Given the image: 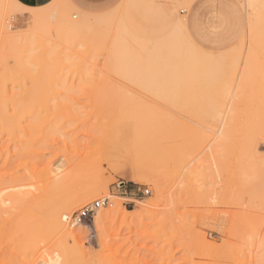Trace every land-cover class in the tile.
<instances>
[{
    "label": "rangeland",
    "instance_id": "obj_1",
    "mask_svg": "<svg viewBox=\"0 0 264 264\" xmlns=\"http://www.w3.org/2000/svg\"><path fill=\"white\" fill-rule=\"evenodd\" d=\"M196 1L116 0L84 11L67 0L38 8L0 0V106L11 113L14 103H29L25 113L52 120L30 128L35 143L20 148L0 131L5 194L27 192V211L39 198L73 197L85 183L93 194L74 205L67 234L36 231L25 258L11 240L1 241L0 264H264V2L254 3L256 13L245 0H230L239 8L232 26L238 36L206 48L187 23ZM81 13L89 24L74 33L64 21ZM203 52L228 59L217 65ZM68 108L81 113V123L60 128L53 120ZM134 149L141 182L133 180ZM136 187L149 194L131 202ZM100 198L109 199L106 208L70 224ZM111 206L120 216L96 221Z\"/></svg>",
    "mask_w": 264,
    "mask_h": 264
},
{
    "label": "bare ground",
    "instance_id": "obj_2",
    "mask_svg": "<svg viewBox=\"0 0 264 264\" xmlns=\"http://www.w3.org/2000/svg\"><path fill=\"white\" fill-rule=\"evenodd\" d=\"M65 1V0H64ZM185 1V0H184ZM186 1H188V3L187 2H183V3H185V5L186 4H189V0H186ZM190 1H192V0H190ZM241 1V0H240ZM246 2V4L244 3V0H243V3L246 5V6H248L249 8H253V10H254V12H255V10H256V13L258 12V10H257V7L256 8H254V3L255 4H257V1L258 2H260V4L262 5L263 3H261V2H264L263 0H245ZM242 2V1H241ZM66 4V3H65ZM243 4V5H244ZM259 4V3H258ZM67 5L68 6H70L69 4H68V2H67ZM184 5V7L186 8L187 6H185ZM244 5V6H245ZM260 5V6H261ZM183 6V5H182ZM189 6V5H188ZM259 6V7H260ZM262 7H263V5H262ZM52 8V7H51ZM71 8V7H70ZM247 8V7H246ZM47 9V8H46ZM73 9V8H72ZM186 9H188V8H186ZM186 9H184V10H186ZM42 10V9H41ZM49 10V9H48ZM74 10V9H73ZM247 10V9H246ZM252 11V10H251ZM253 12V13H254ZM39 13V12H38ZM79 13V12H78ZM82 14V17L80 18V19H76V21L74 20H65L64 21V24H65V26L69 29V30H71V31H73L74 33L75 32H79L80 33V30L83 32L84 31V29L83 28H85V27H87L88 26V24H89V21H88V18H87V20H85L86 19V17H84L86 14H84V16H83V13H81ZM247 15V14H246ZM256 15V14H255ZM36 16V15H35ZM39 16V15H38ZM43 16V15H42ZM103 16V15H102ZM108 16V15H107ZM107 16H106V18H107ZM252 16V15H251ZM259 16V15H258ZM257 16V17H258ZM40 17V16H39ZM38 17V18H39ZM55 17H57V15L55 16ZM59 17V16H58ZM74 18H76V16H73ZM85 19H84V18ZM105 17V16H104ZM262 17V16H261ZM45 18V17H44ZM48 18V16L46 17V19ZM99 18H101V17H99ZM181 18V17H180ZM250 18H252V17H249V19ZM56 19H58V18H56ZM259 19V18H258ZM39 20V19H38ZM48 20V19H47ZM179 20H181V19H179ZM254 20V19H253ZM256 20V19H255ZM101 21H105V19H103V20H101ZM107 21H108V19H107ZM43 22V21H42ZM41 22V23H42ZM48 22V21H47ZM59 22V21H58ZM62 22V21H61ZM181 22V21H180ZM184 22V21H183ZM183 22H182V24H183ZM251 22H253V21H251L250 20V22H249V25H251L250 23ZM262 22H263V20H262ZM261 22V23H262ZM56 23V22H55ZM179 23V22H178ZM255 23V22H254ZM0 24H1V21H0ZM91 24V23H90ZM103 24H106V23H104L103 22ZM253 24V23H252ZM96 24H94V26H95ZM100 24H98L97 26L98 27H100L99 26ZM177 25V24H176ZM255 25H256V23H255ZM263 25V24H262ZM90 26V25H89ZM93 26V25H92ZM91 26V27H92ZM96 26V28H98ZM102 26V25H101ZM179 26L180 27H182V28H184L185 29V26L184 25H182L181 26V23L177 26L178 27V29H180L179 28ZM253 26H254V24H253ZM257 27H258V25H256ZM255 26V27H256ZM260 26V25H259ZM106 27V26H105ZM252 27V26H251ZM254 27V28H255ZM94 28V27H93ZM83 29V30H82ZM88 29V28H87ZM86 29V30H87ZM89 29H91V28H89ZM252 30H255V29H253V28H251ZM251 29H250V31H251ZM88 31V30H87ZM86 31V32H87ZM90 31V30H89ZM100 31H102V29L100 30ZM248 31V30H247ZM250 31H248V32H250ZM256 31V30H255ZM257 31H258V29H257ZM256 31V32H257ZM247 32V33H248ZM260 32V31H259ZM59 33H61L60 31H59ZM255 33V32H254ZM172 34V33H171ZM181 34H182V32H181ZM251 34V32L248 34V35H250ZM257 34H258V32H257ZM257 34H255L256 36H257ZM58 35H60V34H58ZM62 35V34H61ZM107 35V34H106ZM175 35V34H174ZM182 35H184V34H182ZM181 35V36H182ZM260 35V34H259ZM258 35V36H259ZM246 36V35H245ZM256 36H254V38L256 37ZM250 37V36H249ZM183 38H184V36H183ZM254 38H253V41H254ZM171 39H172V37H171ZM174 39V38H173ZM177 39V38H176ZM186 39H187V41H189V45L191 46V44L195 47V48H197V49H200L199 47H197L195 44H193L192 43V41L189 39V37L187 36L186 37ZM257 39H258V37H257ZM183 40H185V39H183ZM178 42V41H177ZM186 42V41H185ZM191 42V43H190ZM241 44H243V43H241ZM177 45V44H176ZM188 45V46H189ZM178 46V45H177ZM189 46V50H190V47ZM192 46V47H193ZM241 46V45H240ZM172 46H170V48H171ZM236 47H238V46H236ZM232 49H234V48H232ZM237 49V48H236ZM242 49V48H241ZM257 49V48H256ZM187 50V49H186ZM202 50V49H201ZM204 51V50H203ZM226 51H228V50H226ZM230 51V50H229ZM233 53H236V50H235V52H234V50H231ZM237 51H239V50H237ZM198 52H200V51H198ZM202 52V51H201ZM190 53V52H189ZM209 52H206V54H208ZM228 53H230V52H228ZM238 53V52H237ZM236 53V54H237ZM241 54H242V51L240 52ZM198 54V53H197ZM202 54V53H201ZM200 54V55H201ZM204 54V55H203ZM203 54L201 55L202 56V59H203V57H205V53L203 52ZM217 54V53H216ZM223 54V55H222ZM221 54V52H220V55H216L215 57H213L215 54H212V57H211V54H209V56L206 58L205 57V60L207 61V59L209 58V59H212L213 61H214V63L215 64H217L218 62H220L221 60H223V59H228L227 58V56L226 55H224L225 54V52H223ZM230 54H232V53H230ZM230 54H227V55H230ZM235 54V55H236ZM186 55H188V54H186ZM194 55V53H192V55L191 56H193ZM189 56V55H188ZM195 56H197V55H195ZM238 56H240V60H241V55H238ZM229 58H232L233 56H228ZM235 57V58H234ZM233 58L234 59H237L236 58V56H234ZM191 58V57H190ZM193 58H194V56H193ZM195 58H198V57H195ZM194 58V59H195ZM196 60V59H195ZM195 60H193V61H195ZM198 60V59H197ZM201 60V59H200ZM204 60V59H203ZM239 60V61H240ZM239 61H237V62H239ZM204 62V61H203ZM208 62V61H207ZM206 62V63H207ZM210 63H211V61H209ZM193 63V62H192ZM197 63V62H196ZM205 63V64H206ZM221 63V62H220ZM224 63V62H223ZM201 64V63H200ZM204 64V65H205ZM209 64V63H208ZM212 64V63H211ZM194 65V64H193ZM202 65V64H201ZM218 65V64H217ZM220 65V64H219ZM223 64H221L220 66H222ZM209 66V65H208ZM215 66V65H214ZM203 68V67H202ZM264 89H262V93H261V102H260V117H259V119L261 118V123L263 124L262 126L264 127V91H263ZM1 103V102H0ZM7 103V102H6ZM21 104H23V103H14L13 105H12V112L11 113H8L7 112V107L4 105V103H3V105L2 106H0V131L1 132H4V133H6V134H8L12 139H16V141L17 142H19L20 144H19V147L18 148H20L21 146H23L22 144H31V143H33L34 142V140L35 139H33V138H31V136H33L32 135V131L30 130V128H32V129H35V128H37V127H41V126H48V125H50L51 124V122H52V120L51 119H49V118H46V117H40V116H37L36 114H34V113H32V109H30L31 111H28V113L29 114H31V115H29L28 113H25V112H27L26 111V109H28L29 108V106H27L28 104H26V103H24V105L26 104V106H24V105H21ZM1 105V104H0ZM30 105V104H29ZM7 106H9L8 105V103H7ZM31 107V106H30ZM32 108V107H31ZM10 109V108H9ZM80 113V112H79ZM76 110H74V109H66V112H65V115L64 116H60V117H57L55 120H53L56 124H58L59 125V127L60 128H63V127H66V125H68V126H70L71 124L73 125V122L74 121H76V122H78L79 120V118H82L80 115H81V113L79 114ZM27 114V115H26ZM27 119H29V120H27ZM84 119V118H83ZM24 120H26L25 122H26V125L25 126H23V121ZM78 120V121H77ZM87 121V120H86ZM260 122V121H259ZM81 122L79 121V124H80ZM84 123V122H83ZM87 123H88V121H87ZM32 124V125H31ZM71 125V126H72ZM85 126V125H84ZM27 128H29V130L27 129ZM36 131V130H35ZM19 135H21L20 137H22V138H20V140H19ZM24 138H26V140H24ZM28 138V139H27ZM35 143V142H34ZM134 153H133V157H135V159H136V161H135V164H136V166H134L135 167V169L134 170H136L135 171V175H133V180L134 181H136V182H141V177H140V171H139V169H140V155H139V152H138V154H137V152L135 151V149H134V151H133ZM135 152H136V155H135ZM83 161H85V160H83ZM86 162V161H85ZM79 163V162H78ZM78 165V164H77ZM98 167V166H97ZM96 171V170H95ZM95 171H93L94 173H95ZM68 173V172H67ZM93 173V174H94ZM64 174H65V172H64ZM64 174H62V175H64ZM73 175H74V173H72ZM77 174H79V173H77ZM76 173H75V175H77ZM62 175L61 176H59V177H62ZM72 175V176H73ZM74 175V176H75ZM67 176H68V178H70L71 176H70V174H67ZM70 176V177H69ZM73 176V177H74ZM93 176V175H92ZM58 177V176H57ZM58 177V178H59ZM72 177V178H73ZM76 177V176H75ZM108 177V176H107ZM22 178V177H21ZM63 178V177H62ZM64 178H67L66 177V175H65V177ZM63 178V179H64ZM89 178L91 179V175L89 176ZM94 178V177H93ZM15 179V178H14ZM14 179L13 180H11L12 182L14 181ZM26 178L25 177H23L22 179H18L16 182H14V184H15V186H19L20 184H23L22 182L25 180ZM87 179H88V177H87ZM95 179V178H94ZM111 179V178H110ZM23 180V181H22ZM86 180V179H85ZM92 181H93V179H92ZM97 181H99L100 182V180H96V185L99 187V185L101 184L102 185V183L100 182H97ZM11 182V183H12ZM58 182V181H57ZM86 181H84V183H85ZM91 182V181H90ZM11 183H9L10 184V186H11ZM94 183V182H93ZM94 183V184H95ZM97 183H99V185L97 184ZM6 184H8L7 182H6ZM13 184V183H12ZM86 184V189L84 190V188H85V186H82L83 187V190H82V188H81V192L79 191V194H77V195H75L74 194V196L73 197H69V198H60V200H58L59 198H56V200H55V198L53 197V199L54 200H52V198L49 196V198H47V199H41V198H39L38 200H35L32 204H31V206H30V208L28 209V211H27V205H29V203L31 202V200H30V198H29V196L27 195V192H22V191H17V192H14L13 193V191H12V193H11V191H10V193H6L5 194V190L7 191V189L9 188L7 185H5V182L3 181V180H0V244H1V241H3V240H6L7 239V241L9 240H11L13 243H14V246L16 247V250H17V248L20 250V249H22L23 251H24V253L26 252V254L24 255V258L26 257V256H28V253L27 252H32V250H33V248H34V245H35V242L37 241L36 239H38L37 237V233H36V231H40V230H42L43 232H45V233H47V232H52V231H54V230H56V231H62L64 234H67V229H66V220H67V218H68V215L70 214V212L72 211V209L74 208V205L76 204V203H83L84 201H87V200H89L90 198H91V195L90 194H92L91 193V189L89 188V191H90V193L87 191V188L89 187V186H87V185H89V183L87 184V183H85ZM97 186L95 187V186H93V187H95V189L94 188H92V191H93V189L95 190L94 191V194L96 195L97 193L96 192H98V190H96V188H97ZM91 187V186H90ZM101 187V186H100ZM100 187H99V190H100ZM59 189V188H58ZM57 189V190H58ZM79 190V189H78ZM61 191V190H60ZM7 192H9V191H7ZM76 192V191H75ZM78 192V191H77ZM60 194V193H59ZM93 195V194H92ZM112 198V197H111ZM6 203H8V205L6 204ZM112 203V202H111ZM116 204V203H115ZM76 206H77V204H76ZM141 209L143 210H145V206L142 204L141 205ZM111 208L112 209H110L109 210V212H108V215H106V216H103V215H98L97 217H96V221H102V222H107V221H109V220H111L112 218H117V217H119L120 216V209L117 207V206H111ZM142 210H141V212H142ZM26 211V212H25ZM13 224V227H7V226H10L9 224ZM68 234H70L71 236H72V232L71 233H68ZM74 236V235H73ZM8 241V243H11V244H13L12 242H9ZM10 244V245H11ZM7 245H9V244H7ZM9 245V246H10ZM36 249V248H35ZM15 250V249H14ZM37 250V249H36ZM17 253H18V251H17ZM35 253H37V252H35ZM19 254H23V253H19ZM31 255V254H30ZM35 254H33V256H34ZM23 257V256H22ZM23 264H30V262L29 261H24L23 262Z\"/></svg>",
    "mask_w": 264,
    "mask_h": 264
},
{
    "label": "crops",
    "instance_id": "obj_3",
    "mask_svg": "<svg viewBox=\"0 0 264 264\" xmlns=\"http://www.w3.org/2000/svg\"><path fill=\"white\" fill-rule=\"evenodd\" d=\"M26 8H38L53 0H16ZM72 6L84 11H99L114 6L116 0H67ZM120 1V0H119ZM109 7V8H110ZM234 8H239L230 0H197L188 16V27L194 40L206 48H219L238 36L239 29L233 30L237 23ZM240 17V12H239ZM216 24L223 25L217 30ZM189 37V36H188ZM191 40V38L189 37ZM192 41V40H191ZM195 44L194 42H192ZM196 45V44H195ZM197 46V45H196ZM199 47V46H197ZM200 48V47H199ZM201 49V48H200Z\"/></svg>",
    "mask_w": 264,
    "mask_h": 264
},
{
    "label": "built area",
    "instance_id": "obj_4",
    "mask_svg": "<svg viewBox=\"0 0 264 264\" xmlns=\"http://www.w3.org/2000/svg\"><path fill=\"white\" fill-rule=\"evenodd\" d=\"M183 13V12H181ZM123 188V187H121ZM126 193V192H124ZM130 201L135 202L136 198L139 196H146L149 194L148 189H141L140 187H136L129 191ZM109 205V199L108 198H100L97 199L86 206H83L79 210H77L74 214L71 216V225H81L86 219L92 217L97 211L100 209H104Z\"/></svg>",
    "mask_w": 264,
    "mask_h": 264
}]
</instances>
